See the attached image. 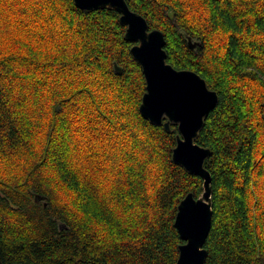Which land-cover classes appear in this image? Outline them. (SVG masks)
Segmentation results:
<instances>
[{
    "label": "trees",
    "instance_id": "trees-1",
    "mask_svg": "<svg viewBox=\"0 0 264 264\" xmlns=\"http://www.w3.org/2000/svg\"><path fill=\"white\" fill-rule=\"evenodd\" d=\"M126 1L219 95L196 141L212 151L206 264H264V0ZM120 17L0 0V264L178 261V207L203 180L173 161L178 127L141 115Z\"/></svg>",
    "mask_w": 264,
    "mask_h": 264
},
{
    "label": "snow or ice",
    "instance_id": "snow-or-ice-1",
    "mask_svg": "<svg viewBox=\"0 0 264 264\" xmlns=\"http://www.w3.org/2000/svg\"><path fill=\"white\" fill-rule=\"evenodd\" d=\"M175 2L172 0V3ZM108 3L118 11L121 9V3L116 0H108ZM95 6L96 0L84 8ZM121 23L127 26V40L133 44V55L143 66V74L147 77V93L141 109L144 117L154 122L170 119L172 125L179 126L188 144L180 145L178 156L188 165H197L198 153L191 147L189 135L191 130L199 126L201 116L215 105L216 98L210 94L212 90L194 77L176 75L170 67L165 66L166 57L161 52L160 37L149 33L137 16L126 13ZM179 213L176 227L180 229L181 238L187 242L179 249L182 253L179 264H201V246L196 231L201 204H194L189 199L180 207Z\"/></svg>",
    "mask_w": 264,
    "mask_h": 264
},
{
    "label": "water",
    "instance_id": "water-1",
    "mask_svg": "<svg viewBox=\"0 0 264 264\" xmlns=\"http://www.w3.org/2000/svg\"><path fill=\"white\" fill-rule=\"evenodd\" d=\"M74 1H75V5L82 11H96V10H100V9H111V10H114L115 12H117V13H119L121 15L120 21H122L124 19L126 13L128 15L137 16V18H139V19H141L143 21V23L145 24V26H146V28H147L149 33L160 37V43L162 45L161 52L166 57L165 66L170 67V70L173 71L176 75L194 77L195 79L199 80L200 83L204 84L207 89H209L205 79H203L196 72L190 71V70H178V69H175L172 65H170L167 62L168 55H167V52H166V49H165L166 48V37H165L164 33L162 31H160V30H150V26H149L148 22L146 21V19L142 15L133 12L130 9V7H129V5H128L126 0H116L117 3H121V9L119 11L117 9H115V8H112L110 6V4L108 3V0H96V5L97 6L92 7L90 9H86L84 7L89 6L90 4H92L94 2V0H74ZM124 26H126V25H124ZM125 38L127 40V30H126ZM187 39H188V43H189L190 48L196 49L198 46H201L200 43L193 42L192 38L187 37ZM134 51H135V48L133 46V48L131 49L132 55H133ZM133 57L137 61V59H136V57L134 55H133ZM114 65H115L116 73L118 75H122L123 74V69L121 67H119V65L117 63H115ZM141 67L143 69L142 65H141ZM143 73H144V69H143ZM145 79H146V84H147V77L146 76H145ZM146 93H147V86H146ZM145 94H144V96H145ZM210 94L215 96V98H216L215 105L210 107L208 109L207 113L203 114L201 116V118L199 120V126L195 127L193 130H191L190 131V135H189V139L191 140V147H194L196 149L197 153H198L199 163L197 165H195V166L188 165L185 162H183L181 160V158L178 156V153L180 152V145L181 144L187 145L188 144V139H186L185 136H184V133H182L180 131L179 126L174 125V126H177L178 129H179V134L177 136V141L179 140V143H177L176 148L174 149V153H173V161H174V163L179 165V166H181L182 168H184L185 171H187L189 174L199 176L203 180V194H202L201 197L196 199L194 194L190 193L181 201V203H180V205L178 207V213H177L176 220H175V227H176V224H177V222L179 220V215H180L179 209L187 200L190 199L191 202L194 203V204H201V214L198 216L197 221H196L197 241H198V243L201 246L200 247L201 256H202L201 264H206L207 263L208 251L205 248V245H206V243L208 241V238H209V235H210V232H211V229H212V224H213L212 176H211V173L205 167V163H206L207 159H209L212 156V151H211V149L204 148V147L200 146L198 143H196V141H197V139H198V137L200 135L201 130L205 126V122H206L209 114L218 106V103H219V95H218V93L215 92V91H211ZM144 96H143V98H144ZM142 108H143V100H142V103H141V106H140V113L144 117L143 112L141 111ZM144 119H146L147 121H149L151 124H153L155 126H164L167 131H171L172 124L170 122V119H161L159 122H154V121L149 120V119H147L145 117H144ZM177 230H178V232L180 234V229L177 228ZM186 243L187 242L184 241L183 245H185ZM183 245H181L180 248ZM179 252H180L179 258H178V261H177L176 264H179V261H180V259L182 257V253H181L180 250H179Z\"/></svg>",
    "mask_w": 264,
    "mask_h": 264
}]
</instances>
